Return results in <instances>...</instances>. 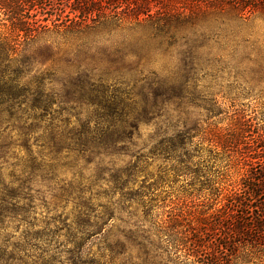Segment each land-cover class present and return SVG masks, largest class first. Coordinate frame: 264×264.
Wrapping results in <instances>:
<instances>
[{"label":"trees","instance_id":"trees-1","mask_svg":"<svg viewBox=\"0 0 264 264\" xmlns=\"http://www.w3.org/2000/svg\"><path fill=\"white\" fill-rule=\"evenodd\" d=\"M256 12L264 14V0H0L8 23L0 27L10 30L0 31V264H229L239 247L262 251L264 134L253 137L244 125L208 137L190 128L188 110L219 115L216 101H184L197 61L210 62L200 53L210 38L226 46L229 17L247 21ZM103 26L143 34L120 42L111 68L84 65L102 60L100 52L69 63L62 95L47 72L29 77L20 39ZM154 49L174 61V84L139 68ZM148 125L155 134L145 154L137 139ZM195 133L227 157L236 153L244 170L207 216L165 209L174 202L157 192L191 174L186 146ZM114 156L130 161L116 169ZM154 158L163 165L153 180L147 160ZM93 163L97 171L84 176ZM114 220L128 231L112 230Z\"/></svg>","mask_w":264,"mask_h":264},{"label":"rangeland","instance_id":"rangeland-1","mask_svg":"<svg viewBox=\"0 0 264 264\" xmlns=\"http://www.w3.org/2000/svg\"><path fill=\"white\" fill-rule=\"evenodd\" d=\"M4 19L6 18L0 13V22L3 20L2 22L8 26ZM228 22L226 46L222 45L224 40L210 38L205 48L200 51L202 56L208 55L210 62L197 61L199 67L190 72V76L193 77L188 83L190 95L184 97L185 102L195 100L197 104H200V101L214 100L221 114L207 116L203 108L189 107V125L192 129H196L198 125L208 137L211 134L224 135L233 127L243 128L246 125L247 131L250 132L248 134L254 137L264 134V14L256 12L247 21L229 17ZM4 30L10 31L0 27V31ZM142 34L141 29L119 30L107 26L83 32L48 31L38 35L32 41L20 39L18 54L28 61L29 77L47 72L52 81L49 86L62 95L61 82L65 75L71 76L73 71L67 69L69 63H78L83 57L100 52L102 60L99 62L87 60L84 65H94L97 69H101L100 71L106 67L111 68L108 57H112V54L120 47V42L139 38ZM206 34L209 35L208 32ZM235 42L239 47L237 57L233 58L230 47ZM217 55H222L223 62L217 63L213 59ZM126 60L131 65L135 62L132 55L127 56ZM139 68L147 74L148 72L156 73L168 86L174 84L176 75H173L174 61L168 56L160 55L158 49H154L152 60L143 62ZM148 76L152 78V75ZM154 130L152 125L140 127L137 141L139 146L145 147L142 149L145 154L150 148L148 145L155 134ZM200 138V134L195 133V136L190 139L191 144L186 146L193 157L188 164L191 174L187 177H177L175 181L170 179V182L161 184L157 191L161 197H167V203L174 202V204L168 203L165 209L175 206L193 215L207 216L211 212L219 191L226 185L237 182L244 173V170L240 168V162L236 160V153L233 158L227 157L221 149L208 146L207 142H201ZM240 148H242L241 145L237 148L238 154L243 151ZM113 158L116 160V169L122 168L130 161L124 156ZM147 162L150 165L147 172L154 180L158 174V166L163 165V162L160 158L149 159ZM96 171L97 166L93 163L83 170V175L89 176ZM70 172L62 170L60 176L69 180ZM141 179V175L138 176L136 183L129 187L136 188ZM227 189L223 191L221 197L230 188ZM112 223V230L119 228L127 232L129 229L119 220H114ZM96 247L95 244L90 246L89 253L95 252ZM129 252L134 255L135 250L129 248ZM228 258L229 264H264V249L259 251L249 246L239 247L237 252Z\"/></svg>","mask_w":264,"mask_h":264}]
</instances>
